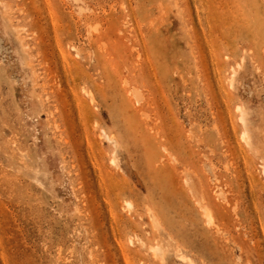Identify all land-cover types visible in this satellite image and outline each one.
I'll return each instance as SVG.
<instances>
[{
  "label": "rangeland",
  "instance_id": "rangeland-1",
  "mask_svg": "<svg viewBox=\"0 0 264 264\" xmlns=\"http://www.w3.org/2000/svg\"><path fill=\"white\" fill-rule=\"evenodd\" d=\"M0 264H264V0H0Z\"/></svg>",
  "mask_w": 264,
  "mask_h": 264
},
{
  "label": "bare ground",
  "instance_id": "bare-ground-1",
  "mask_svg": "<svg viewBox=\"0 0 264 264\" xmlns=\"http://www.w3.org/2000/svg\"><path fill=\"white\" fill-rule=\"evenodd\" d=\"M241 110H242V116H241V118H242L243 121H245V111H244L243 108H242ZM56 127H57V126H56ZM244 136H245V138L249 139V132H248V131H245V132H244ZM107 137H108L112 142H114V143L117 145V139H116L115 136H111V135L107 134ZM112 161H113L114 163H117V156H114V157L112 158ZM129 205H130V203H129ZM155 250H156V249H155ZM159 250H160V249H159Z\"/></svg>",
  "mask_w": 264,
  "mask_h": 264
}]
</instances>
